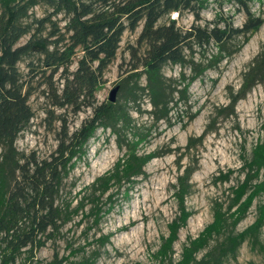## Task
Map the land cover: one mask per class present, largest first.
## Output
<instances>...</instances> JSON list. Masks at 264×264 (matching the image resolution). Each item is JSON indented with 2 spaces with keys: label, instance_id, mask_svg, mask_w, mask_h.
<instances>
[{
  "label": "trees",
  "instance_id": "trees-1",
  "mask_svg": "<svg viewBox=\"0 0 264 264\" xmlns=\"http://www.w3.org/2000/svg\"><path fill=\"white\" fill-rule=\"evenodd\" d=\"M254 1L262 0H0V264H14L21 255L22 264L38 263L36 251L47 241L55 240L61 228L76 216L87 218L90 227L97 226L113 209L114 194L125 185L124 193H127L135 179L144 174V166L159 155L158 151H137L147 132H141L133 123L126 103H95V92L105 69L115 58L125 29L134 30L143 22L140 40L147 48L139 63L146 78L142 90H147L152 107L148 113L154 122L167 120L172 91L165 83L163 66L167 63L190 66L191 76L185 78L183 72L180 76V81L188 80L183 90H179L180 97H185L190 82L226 56L227 42L238 35L245 36L246 40L262 25L263 18L251 10ZM39 2L47 3L54 13L67 15L63 33L50 17L35 19V28L24 22L28 11ZM212 2L218 9L214 18L203 25L197 23L201 19L200 12ZM228 4L243 13L245 19L240 27L234 26L231 16L225 12ZM172 12H176V17L189 12L194 22L183 29L177 26L176 18H170ZM163 17L167 21L159 23ZM45 23L51 26L47 35L42 34ZM27 35L28 38L20 42ZM210 43L215 44L216 53L205 64L195 62L194 47L201 49ZM32 55L41 57L42 66L51 71L46 83L53 105L70 107L74 113L84 107L92 109L91 116L74 131L68 133L62 127L56 148L45 158H39L32 151H19L15 145L19 133L33 116L29 94L23 90L24 82L18 69V63ZM75 57L76 67L69 70ZM58 71L59 84L53 86L51 78ZM258 82H264V44L244 72L241 87L231 96L228 107L232 110ZM123 88L120 83L119 89ZM98 128L109 129L116 136L118 145L126 146L124 154L110 169L85 186L87 193L75 203L73 199L59 201L63 180L75 167L77 159L85 155L87 143ZM127 132L131 134L130 140H122ZM242 161L243 178L228 188L227 205L217 202L211 222L196 236H188L179 257L174 258L173 244L178 239V231L191 216L185 197L190 192L193 169L185 167L177 176L173 195L178 213L168 223L167 235L161 236L159 246L152 254L155 264H223L228 256L235 257L245 240L264 251V243L259 242V233L264 227V177H261L264 138L255 142L250 155L243 156ZM233 172L228 170L219 176V180L229 181ZM261 196L263 198L255 206L254 220L234 232L253 202ZM87 205L89 208L85 212ZM109 237L102 235L96 241L103 246ZM219 237L222 239L210 247V242ZM95 258L93 255L89 261ZM45 264L82 263L54 253Z\"/></svg>",
  "mask_w": 264,
  "mask_h": 264
},
{
  "label": "rangeland",
  "instance_id": "rangeland-1",
  "mask_svg": "<svg viewBox=\"0 0 264 264\" xmlns=\"http://www.w3.org/2000/svg\"><path fill=\"white\" fill-rule=\"evenodd\" d=\"M217 10L216 4L212 2L200 12L201 19L197 23L203 25L212 20ZM224 10L231 16L234 26L242 25L245 19L243 13L235 11L230 4ZM251 10L264 20V0L254 1ZM47 17L56 23L61 33L64 32L67 15L64 12L54 13L53 8L45 2L32 7L24 22L35 28V19ZM166 21L167 18L163 17L159 23ZM176 21L177 26L185 29L194 22V17L184 12L182 16L176 17ZM142 23L134 30L127 28L123 32L115 58L105 69L102 82L95 92V103L109 101V91L122 83L124 88H118L115 101L126 103L133 123L141 132H147L146 139L138 145L137 151H158L159 155L144 166V174L135 179L127 193H124L125 185L114 194L113 209L97 226L90 227V221L81 215L74 217L61 228L55 240L47 241L45 246L36 251L38 263L34 264H45L54 253L58 257L68 256L69 260L82 264H155L152 254L158 248L161 236L167 235L168 223L178 213L173 195L176 178L185 167H190L193 169L191 188L185 197V205L191 211V216L186 225L179 229L178 239L173 244L174 258H178L186 238L196 236L211 222L215 204L227 205L228 188L243 178V156L248 157L255 142L264 138V82L255 84L232 110L228 107L231 96L241 87L244 72L264 44V21L246 40L245 36L238 35L227 42L226 56L190 82L183 98L179 90H183L188 80L180 81V76L181 72L185 78L191 76L190 66L165 64L162 73L168 90L172 91V101L169 103L168 119L157 122L148 113L152 107L147 90H142L146 78L139 63L147 48L145 42L140 40ZM50 30L49 23H45L42 34L47 35ZM27 38L28 35L24 36L20 42ZM194 48V61L202 64L217 51L213 43L201 49ZM76 57L69 70L75 69ZM40 58L38 55L27 56L18 63L24 82L23 90L29 94L28 103L33 116L19 133L15 145L19 151H32L39 158H45L56 148L62 127L68 133L74 131L91 116L92 109L84 107L74 113L70 107L53 105L46 83L51 71L42 66ZM135 65L138 67L133 69ZM59 72L51 78L53 86L59 84ZM130 138L131 134L127 132L122 140L128 141ZM125 150L126 146L122 144L120 147L116 136L109 129L98 128L87 143L85 155L77 159L75 167L63 180L59 201L73 199L75 203L87 193L84 192L85 186L110 169ZM228 170L234 171L229 181L219 180V176ZM261 177H264V170ZM262 198L253 202L234 232L244 229L254 220L256 203ZM88 208L89 205L85 212ZM106 234L110 236L108 242L101 246L96 238ZM221 239H213L210 247ZM259 242L264 243V227L260 230ZM93 255L96 258L90 262ZM22 262L23 255L14 264ZM223 264H264V251L258 246L252 247L250 241L245 240L237 249L235 257L228 256Z\"/></svg>",
  "mask_w": 264,
  "mask_h": 264
},
{
  "label": "water",
  "instance_id": "water-1",
  "mask_svg": "<svg viewBox=\"0 0 264 264\" xmlns=\"http://www.w3.org/2000/svg\"><path fill=\"white\" fill-rule=\"evenodd\" d=\"M118 88H119V86L116 85L109 91L108 100L110 102H114L115 101V97H116V93H117Z\"/></svg>",
  "mask_w": 264,
  "mask_h": 264
},
{
  "label": "built area",
  "instance_id": "built-area-1",
  "mask_svg": "<svg viewBox=\"0 0 264 264\" xmlns=\"http://www.w3.org/2000/svg\"><path fill=\"white\" fill-rule=\"evenodd\" d=\"M174 14H175V16H174ZM171 17L176 18V12H172Z\"/></svg>",
  "mask_w": 264,
  "mask_h": 264
}]
</instances>
